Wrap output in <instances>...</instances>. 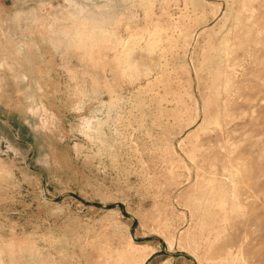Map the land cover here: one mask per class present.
I'll use <instances>...</instances> for the list:
<instances>
[{
	"label": "rangeland",
	"instance_id": "obj_1",
	"mask_svg": "<svg viewBox=\"0 0 264 264\" xmlns=\"http://www.w3.org/2000/svg\"><path fill=\"white\" fill-rule=\"evenodd\" d=\"M0 264H264V0H0Z\"/></svg>",
	"mask_w": 264,
	"mask_h": 264
}]
</instances>
